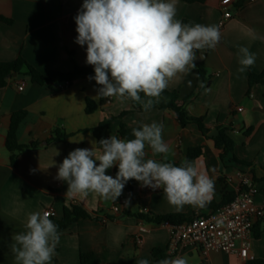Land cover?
Instances as JSON below:
<instances>
[{"label": "crops", "instance_id": "obj_1", "mask_svg": "<svg viewBox=\"0 0 264 264\" xmlns=\"http://www.w3.org/2000/svg\"><path fill=\"white\" fill-rule=\"evenodd\" d=\"M84 0H0V16L10 23L0 22V63L23 59L37 71L46 69L72 73L76 67L90 69L86 63V45L77 44L76 23ZM222 0H204L189 4L177 0L176 18L185 24L219 25L222 20ZM233 16L220 28L221 39L215 49L197 51L196 68L180 74L164 91L178 94L177 105L188 117L202 120L204 130L195 123L182 127L175 112L162 109L163 98L150 111L142 104L116 97L97 101L99 85L80 74L70 82L49 86L34 83L22 74H13L0 90V264H15L9 245L12 235L25 231L29 213L52 210L53 222L63 218L64 209L77 205L90 218L81 219L60 231V241L51 264H82L81 255L91 254L96 264H136L147 258L150 264L164 258L187 256L189 264H248L264 258V216L256 219L249 236V259L238 253L210 252L199 248L170 249V234L162 225L147 223L139 214L165 217L178 215L191 220L208 215L224 204L225 194H236L238 173L252 174L258 193L255 204L264 200V0H239ZM237 45L246 46L256 55L253 66L244 73L237 71ZM202 67L204 78L198 69ZM261 76L250 84V74ZM95 75V73H94ZM19 81L25 89H17ZM191 81V86H188ZM203 84V87H201ZM208 89V91H206ZM98 105L86 113V99ZM239 109H242L239 111ZM26 112L19 126L17 140L21 146H33L21 152L17 166H11L6 147L12 116ZM111 120L100 137L92 132L101 123ZM162 123L163 139L169 146L167 160L180 165L190 149L202 148L193 161L198 169L214 181V194L203 208L185 206L177 213L163 191L141 187L132 179L116 200H104L94 193L87 197L66 195L67 183L56 179L58 166L76 148L100 151L102 138L116 135L134 139L132 130L141 124ZM220 128L232 139V153L223 156L214 139ZM55 131L65 133L64 140H55ZM148 158L162 160V155ZM98 163V162H97ZM118 166L107 170L115 177ZM129 201L120 213L115 203ZM147 210V213L144 210ZM138 239L142 243L138 244Z\"/></svg>", "mask_w": 264, "mask_h": 264}, {"label": "clouds", "instance_id": "obj_2", "mask_svg": "<svg viewBox=\"0 0 264 264\" xmlns=\"http://www.w3.org/2000/svg\"><path fill=\"white\" fill-rule=\"evenodd\" d=\"M176 4L177 0H84L74 17L75 42L87 46L86 63L95 73L88 79L100 86L94 99H130L150 111L171 81L196 68L198 50L216 48L220 26L185 24L176 18ZM236 47L237 71L244 73L254 65L256 55L246 46ZM163 128L162 123H145L132 130L134 139L102 138L99 152L76 148L59 164L56 179L67 183L69 197L94 193L116 201L134 179L141 187L161 189L177 213L186 205L205 207L214 194V179L193 161L185 159L179 166L168 161ZM146 149L153 156L161 154L162 160L148 158ZM114 165L118 166L115 177L106 174ZM49 216L46 211L29 213L25 231L12 235L9 249L15 264H51L60 233ZM136 264L150 261L141 258ZM157 264H189V258H164Z\"/></svg>", "mask_w": 264, "mask_h": 264}, {"label": "built area", "instance_id": "obj_3", "mask_svg": "<svg viewBox=\"0 0 264 264\" xmlns=\"http://www.w3.org/2000/svg\"><path fill=\"white\" fill-rule=\"evenodd\" d=\"M239 0H222L223 11L220 28L233 16L237 9L235 4ZM25 82L17 83L18 91L25 89ZM242 109H239L241 111ZM239 185L235 198L226 205L209 213L198 215L189 221L173 223L165 221L161 225L170 234V249L172 251L182 248H199L205 255L210 252L238 253L242 259H249V236L256 219L264 216V200L261 205L255 204V197L258 190L255 186L252 174L243 170L238 173ZM153 190V189H152ZM159 189L153 190L158 191ZM125 201L115 203L113 211L120 213ZM49 217L54 216L50 209ZM144 212L147 213L145 209ZM141 244V239H138Z\"/></svg>", "mask_w": 264, "mask_h": 264}, {"label": "trees", "instance_id": "obj_4", "mask_svg": "<svg viewBox=\"0 0 264 264\" xmlns=\"http://www.w3.org/2000/svg\"><path fill=\"white\" fill-rule=\"evenodd\" d=\"M186 3L193 4V3H203L204 0H182ZM0 22H4L9 24L10 21L0 16ZM26 68V71L23 75L30 78V80L34 83L40 84V85H59L65 82H70L73 78H75L77 75L83 74L88 77L94 76V73L90 69L85 68H79L76 67L75 71L72 73H62L57 72L53 70L46 69L45 72H40L34 69L33 67L27 65L23 59H18L17 61L13 63H0V90L4 88L7 84V81L11 78L13 74H22V69ZM199 75L204 78V71L201 66H199L198 69ZM250 84H254L256 82H259L261 79V76H256L253 73L250 74ZM142 99H147V97L144 96L143 93L140 94ZM161 97L163 98V103L161 104L162 109L170 108L172 109L176 116L177 120L181 124L182 127H185L189 123H195L199 126L201 131L204 130V126L202 123V120L195 119L188 117L185 114L184 108L177 105L178 100V94L176 92H168L164 91L161 94ZM130 102L134 103V101L128 99ZM104 103V99L101 100V104ZM98 109V105L93 102L91 99H86V113L92 114ZM26 117V112H18L15 113L12 116L11 125L7 133L6 138V147L11 155V166L13 168H16L17 166V158L18 155L21 152H24L28 149H31L33 146H21L18 143L17 140V132L19 129V126L21 125L22 121ZM111 123V120H107L103 123H101L97 128L93 129L92 132L96 137H100V134L103 130L109 128ZM227 129L226 128H220L218 130V135L215 137L214 142L217 149L221 150L223 152V158L225 155L232 153L234 149V144L232 139L226 134ZM56 138L55 140H64L66 138L65 133H60L58 131L54 132ZM203 153L202 148H193L188 151L187 154V160H193L195 158H198ZM178 166V165H177ZM236 194H225L224 196V205L229 203L235 198ZM220 206V207H222ZM219 207V208H220ZM90 218V216L79 206L72 205L70 208L64 209L63 218L60 221H54L55 224L58 225V231H62L66 229L67 227L71 226L72 224L78 222L81 219H87ZM138 218L141 220L147 222V223H154L157 225H161L165 221H170L173 223H182L189 221L187 219H184L181 216L178 215H171V216H165V217H154L152 215H144L139 214ZM81 263L82 264H96L95 258L91 254H82L81 255ZM248 264H264V258L262 260H256V261H250Z\"/></svg>", "mask_w": 264, "mask_h": 264}]
</instances>
